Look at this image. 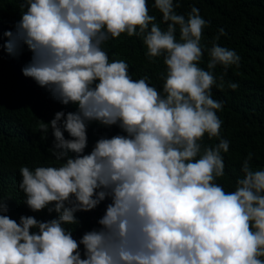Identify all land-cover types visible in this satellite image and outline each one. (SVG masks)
I'll list each match as a JSON object with an SVG mask.
<instances>
[{
	"label": "clouds",
	"instance_id": "9594fccd",
	"mask_svg": "<svg viewBox=\"0 0 264 264\" xmlns=\"http://www.w3.org/2000/svg\"><path fill=\"white\" fill-rule=\"evenodd\" d=\"M179 6L154 0L164 29L147 0L21 4L26 11L0 47L13 57L26 48L31 59L22 74L76 110L57 111L40 125L45 135L51 129L50 151L60 164L20 168L24 204L59 215L46 222L22 215L17 223L0 200V264H264V170H253L249 153L234 191L216 183L230 142L220 138L223 102L212 98L224 76L218 83L213 70L239 68L241 57L216 42L227 35L220 28L208 70L201 68L210 22L194 6L187 18L177 14ZM125 33L143 39L150 59L164 56L163 95L148 77L134 80L124 60L110 62L101 45ZM92 122L123 134L102 136L85 154ZM205 134L219 142L202 149ZM105 200L99 228L75 240L64 225L78 224L77 212Z\"/></svg>",
	"mask_w": 264,
	"mask_h": 264
},
{
	"label": "trees",
	"instance_id": "16d2710c",
	"mask_svg": "<svg viewBox=\"0 0 264 264\" xmlns=\"http://www.w3.org/2000/svg\"><path fill=\"white\" fill-rule=\"evenodd\" d=\"M24 0H0V45L7 41L5 31L13 30L21 19ZM177 0H174V4ZM149 14L156 16V23L166 29L162 13L154 7V0H147ZM177 14L185 15L194 6L199 9L201 17L210 22L203 31L201 44L205 51L199 66L208 70L210 59L208 49L211 42L223 28L227 35L216 41L223 47L234 50L240 57L239 68L230 66L227 73L220 65L213 70L217 77L224 76L223 89L214 86L212 98L223 102V108L217 111L222 121L220 138L230 142L229 151L221 153L225 164V175L216 183L225 191H234L236 180L243 177L242 163L249 153L253 170H264V0H179ZM180 33L177 26L176 38ZM101 47L107 52L110 62L124 60L129 65V74L134 80L148 77L150 86H154L163 95L162 74L166 75L167 67L164 56L149 58L146 45L140 36L121 34L118 38H109ZM31 53L25 50L18 56H10L0 47V200L9 208L7 215L19 223L22 215L34 216L46 222L57 218L59 214L49 213L47 209L32 212L24 204L26 196L19 188L22 181L21 167L34 170L43 162L49 166H58L60 162L50 151L54 137L42 133L41 123L54 118L57 111H75L76 106H67L54 101L50 93L36 82L22 74V67L30 62ZM228 83L238 84L235 90ZM123 134L117 126L111 128L99 126L96 122L87 129L88 145L85 154L90 153L96 141L102 136L111 138ZM66 139H70L64 132ZM218 138L209 139L205 134L200 142L203 147H214ZM38 154L36 156L35 154ZM199 158V157H197ZM105 200L91 211H80L75 215L79 221L76 225L66 224L72 230V236L79 242L83 234L99 228L98 220L103 216ZM31 231H38L32 229ZM81 258H84V247L80 245Z\"/></svg>",
	"mask_w": 264,
	"mask_h": 264
}]
</instances>
